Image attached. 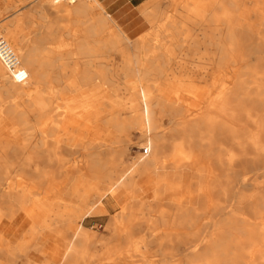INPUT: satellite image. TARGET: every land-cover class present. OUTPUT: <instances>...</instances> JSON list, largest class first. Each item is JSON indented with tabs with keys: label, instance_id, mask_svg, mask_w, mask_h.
<instances>
[{
	"label": "bare ground",
	"instance_id": "1",
	"mask_svg": "<svg viewBox=\"0 0 264 264\" xmlns=\"http://www.w3.org/2000/svg\"><path fill=\"white\" fill-rule=\"evenodd\" d=\"M166 1L175 8V0ZM56 2V14L67 19L63 28L74 38L75 53L54 52L43 47L41 39L22 53L17 48L16 28L11 31L0 26L24 74L18 81L0 63V78L17 89L27 84L25 76L30 73L35 84L27 93L26 111L19 112L15 105H8L4 111L10 131L1 137L10 141L0 142V187H23L0 194V216L13 221L20 212L24 186L33 183L45 188L59 181L68 162L73 161L71 157L80 151L82 167H76L75 159L68 183L75 184L82 176L84 182L75 187L83 191L92 193L98 184L109 187L83 207V216H91L95 207L114 201V193L129 202L108 220L116 241L109 247L82 227L65 243L56 237L50 241L39 228L40 237L32 248L44 256L41 244L52 242L60 250L59 258L52 262L91 264L104 257L108 260L121 242L130 256L146 259L152 253L147 246L154 242L153 253L163 260L182 254L183 260L175 264H264V189L257 194L242 190L249 180L243 166L262 169L264 175V0H180L176 5L181 11L179 27L171 22L161 26L159 19L168 9L155 5L143 12L153 27L144 39L138 34L132 38L107 12L102 15L103 10L93 0ZM193 2L198 6H192ZM39 14L43 12L39 10ZM107 21L117 25V33L99 41L96 38L108 31ZM114 53L120 57L117 68L111 63ZM67 82L78 89L99 85L125 105L127 117L122 111L109 114L111 105L95 110L96 115L103 116L106 134L115 133L111 146L86 142L77 148L59 143L62 134L73 139L76 130L71 129V120L63 117L67 112L56 105ZM171 83L178 86L177 99L189 100L198 109L172 104L162 99L163 93L154 95L159 87ZM26 114H31L35 123ZM47 116L51 122L42 130ZM132 131L138 133L137 145L144 153L126 164L124 156ZM63 147L75 152L67 157L61 153L64 157L60 154ZM202 160L207 165L198 172L199 186L191 196L178 197L174 202L157 198L159 173L180 175L189 171L192 162ZM147 183L152 186L151 199L138 200ZM141 226L144 231H139ZM137 230L144 234H134ZM92 243H100L103 251L88 250ZM163 245H168V250ZM1 255L6 259L3 264H13L15 258L27 260L20 253L7 255L0 249Z\"/></svg>",
	"mask_w": 264,
	"mask_h": 264
},
{
	"label": "rangeland",
	"instance_id": "2",
	"mask_svg": "<svg viewBox=\"0 0 264 264\" xmlns=\"http://www.w3.org/2000/svg\"><path fill=\"white\" fill-rule=\"evenodd\" d=\"M93 1H95L97 4L99 2L104 8V4H109V2L114 0ZM131 1L135 4L134 7L127 8L126 6H124L113 13L104 8L103 12L100 13H102L103 15L104 12H107L111 16V18L114 19V21L117 19L121 20L123 18L125 19L127 17L137 16L138 20L142 21L140 24H131L127 26L122 25L125 28V31L130 34L132 38L138 34L144 39L145 36L149 33V31L153 28H151V25H149L148 22L145 20L143 12L145 10H149V8H152L155 5L161 7L162 10L165 8L168 9L166 11L167 15L164 18L162 17L159 19V23H161V26H167V22H171L172 25H175L176 27L180 26L182 20L180 19L179 15L181 11L178 10L176 6L180 0H175V8H173L172 5L168 6V2L166 0H164L165 2L163 0ZM57 4L58 3L56 2V0H0V26L3 25V27H6L11 31L16 28V33L18 37L17 48L22 53L28 52L31 49L34 41H36L37 39H41V41H43V47L51 49L54 52L68 53L70 51L75 53L72 47L74 38L68 37L63 28L67 24L64 23L67 19L60 18L56 14L55 8ZM198 4V2H193L192 6H198ZM39 10L43 12V15L39 14ZM119 24L121 23L118 22L117 25ZM117 25H112L109 22V28L107 33L97 37L96 39L99 41H104L108 40V38L114 37V33H117ZM187 28L189 31L191 30L189 26ZM128 30L131 31L128 32ZM190 33L193 32L191 31ZM176 52L178 53L177 50ZM199 52L203 53L204 49L199 50ZM168 54L170 55L172 53L168 52ZM111 57V63L113 61L112 64L114 65L113 67L117 68L118 64L120 63L119 55L117 53H114L111 55ZM25 78L27 84L23 83L21 88L17 89H13L5 79L0 78V142L10 141V138L1 137L3 134H6L10 131V125H8L9 123L4 119V111L6 107L8 105H15L21 109L19 110V112H23L28 109L27 107L29 103V98L27 96V93L28 91L34 90L35 84L32 82V77L30 73H28ZM118 81L120 82L122 81V79L119 78ZM65 86L66 90L62 92V94L58 97V99L56 100V105L58 107H61V109L65 110V112H67L63 115V117H67L71 120V129H74L76 127V130L73 131V133H75L76 138H79V141L76 143L77 148H81L86 142H91L93 144H98L99 142H101L103 143V145L111 146V141L114 139L115 133L108 132L106 134V129L104 128L103 123H101V118H103V116L98 114L96 115L93 110H103V107L111 105L112 109L114 108V110L112 111L111 109L109 111V114L122 111L121 115H125L123 117H127V113L123 112L125 105L122 104L121 101L112 94V92L107 89H104L99 85L93 86L91 88L78 89L75 84L73 85L67 82ZM39 88L42 92L44 91V87L42 85H39ZM160 93V91L159 93L154 92V95L158 96L160 95ZM194 109L197 110L198 108ZM27 117L29 118L30 122L35 123V120L33 119V116L31 114H28ZM50 122L51 118L48 116L45 117L41 129L46 130ZM99 123H101L102 125ZM138 136L139 135L137 132H131L130 140H132L131 144H133H130L127 153L124 156V162L126 164H129L131 161L136 160L138 158V155L144 153H142V147H138L137 145V141L139 140ZM58 141L60 144L62 142V145L68 147L72 146L74 142L72 141V144L66 143L64 141L63 135L58 139ZM168 149L169 148L167 147V150ZM73 151V149L68 150V148L63 147L60 150V154L64 153L67 157L69 154H73L75 152ZM76 152L78 155L75 154L71 157L73 161L68 162L66 168L64 169V174L61 176L59 181L47 185L45 188L36 187L33 183H29L27 186H24V189L26 190L22 191L18 203L20 212L17 213L13 221H6L3 216H0V237L6 239L9 242H14L17 239L22 238V240H20L18 243V248L20 250H25L24 253H22V256H26L27 260H25L24 258H15L13 264H56L51 260L54 259L56 261L59 258L58 254L60 250L57 249L52 242H45L41 244L40 250L45 252L44 256L40 253V251L34 250L32 246L40 237L41 232L39 228H43L45 230L43 235H48L50 241L53 240V237H56L60 239L63 243L67 242L71 238V233H62L61 229L64 223H70L78 229L82 227L83 230H85L90 236L93 235L98 240L101 239V241L104 242L103 246L109 247L112 244L115 245L116 241L115 239L113 240V238L111 237V230L107 225L108 220L112 218V216L115 217L119 211H122L126 207L127 202H129V199L123 197L122 195H116V193H114L115 200L111 201L109 204L104 203V208L106 211H102L98 214H92L91 216H83L85 214V212H83V203H88V201L90 200V197L92 195V193L90 192L86 196L85 200H83V203H78L80 210H83L81 212H78L75 209V204L77 201L75 196L79 195L80 192L78 193V191H80L81 188L75 187V184L77 185L84 181L82 176H78L75 184H69L67 178L70 173L73 172V162L75 161V159L77 161L76 167H82V152ZM167 153H169V150L167 151ZM64 154L61 155L64 156ZM202 163L203 165H207V162L205 160H202ZM243 167H245L246 172L249 174L247 176L249 177V180L245 183L246 186L242 188L243 192L245 194H257L261 192L264 189V175H262L263 170L257 169L255 166L251 167L247 164ZM22 187L23 186L21 185L0 187V194L8 195L10 192L12 193ZM97 187L99 189V192H105L109 188L108 186L102 184L96 185V189ZM142 189L143 192L140 193V195L138 196V200L145 201L151 199V183L143 185ZM35 199H42L49 204L50 209H52V220L62 221H54L50 223V225L48 224L47 226L45 224L43 226L37 224L34 225L28 215V209L30 206V202ZM56 202H59L64 206L57 205L55 204ZM149 204L151 205V203ZM54 224H56L57 227L50 230ZM141 229L144 231L145 227L141 226L139 231ZM139 231L137 230L134 234H144V232L141 231L142 233H140ZM124 245L125 244L123 242L119 243L120 249L114 252L116 253L115 255L113 254L109 256L110 258L107 257L109 258L108 260H105L106 258L104 257L102 258L103 261H96L91 264H175L177 261L181 262V260H183L182 254L178 253L181 252V247L178 249L177 255L165 258L166 261L164 262L165 259L163 260V258H160L153 253V251L156 249L154 242L149 243L147 246V248L149 247L148 249H150V251L148 249L147 250L152 253H149V256L146 259H138L137 257L130 256L129 253H127L128 251H125ZM149 245L152 247H150ZM137 246L140 248L141 245ZM163 246L162 247L164 249L168 250V245ZM87 248L88 250H95L100 253L103 251V247H101L100 243L89 244ZM115 256L117 257L115 258ZM0 257V264L6 262V259L3 255H1ZM173 258L176 259L174 260Z\"/></svg>",
	"mask_w": 264,
	"mask_h": 264
},
{
	"label": "crops",
	"instance_id": "3",
	"mask_svg": "<svg viewBox=\"0 0 264 264\" xmlns=\"http://www.w3.org/2000/svg\"><path fill=\"white\" fill-rule=\"evenodd\" d=\"M146 1H153V0H146ZM151 3H154V2H151ZM98 5L100 6L102 10L106 8L108 11L112 13L124 6H126L127 8L135 6V4L132 3L131 0H114V1L109 2V4L107 3L104 4L105 5L104 8L99 2H98ZM115 21H118L123 26L131 25V24L138 25L142 22L141 20L140 21L138 20L137 16L127 17L121 20L117 19ZM130 31L131 30H128V32ZM177 87H178L177 84L171 83L168 85L161 86L157 90L163 93L162 99L172 104L180 105L185 109L194 108V106L189 103V100L185 101V100L177 99L175 97V94L178 93L179 91V89L177 90ZM93 111L94 113L96 112L95 110ZM63 136H64L65 142L67 139H70V137L66 138L65 135ZM72 141H74L73 145L76 146V143L79 141V138L78 137L76 138V135H75L73 139L72 138L70 139L71 144H72ZM202 166H203L202 161H199L196 163L192 162L190 164L189 171L183 172L180 175L169 174V173H159L157 177V185H156L157 198L162 202H174L176 201L178 197L191 196L199 186L198 184L199 183V173L198 172L203 171V168H201ZM196 168L199 170L196 171L195 170ZM78 193L79 195L75 196L77 200L75 204V209L78 212H81L82 210H80L78 203H83V200H85L86 196L90 192H86V191H83V189H81L80 191H78ZM103 193L104 192H99V189L95 190L94 192H92V195L89 201H91L94 197L102 196ZM111 197L115 200L114 194H111ZM88 203H83V206L85 207ZM55 204L64 206L63 204L59 202H56ZM102 211H106L105 208L103 206H97L93 209V211L91 212V215L96 214V213L97 214L101 213ZM51 212H52V209H50L49 204L42 199L41 200L35 199L32 202H30V206L28 209V215L31 221L34 223V225L37 224V225L43 226L45 224L47 226L48 224L50 225V223L54 221L56 222L62 221V220H52ZM77 229L78 228H75L70 223H64L61 230H62V233L68 234V233H72L76 231ZM20 240H22V238H19L14 242H9L6 239L0 237V249L7 255H13L14 253H20L22 255V253H24L25 250H20L18 248V243ZM5 264H12V263H5Z\"/></svg>",
	"mask_w": 264,
	"mask_h": 264
},
{
	"label": "built area",
	"instance_id": "4",
	"mask_svg": "<svg viewBox=\"0 0 264 264\" xmlns=\"http://www.w3.org/2000/svg\"><path fill=\"white\" fill-rule=\"evenodd\" d=\"M0 63L5 68V70L17 80H22L24 74L19 68V60L15 53L11 50L6 40L3 38L0 32ZM144 152V148H142Z\"/></svg>",
	"mask_w": 264,
	"mask_h": 264
}]
</instances>
